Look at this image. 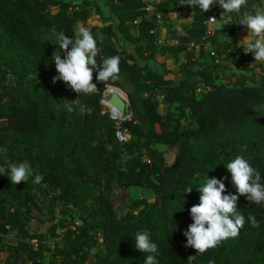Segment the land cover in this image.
Masks as SVG:
<instances>
[{
  "label": "trees",
  "instance_id": "obj_1",
  "mask_svg": "<svg viewBox=\"0 0 264 264\" xmlns=\"http://www.w3.org/2000/svg\"><path fill=\"white\" fill-rule=\"evenodd\" d=\"M143 6L142 0H0V167L27 161L43 176L39 184L33 176L14 185L0 175V252L8 253L0 264H144L147 254L134 242L142 230L158 246V264H264V203L240 196L245 224L238 236L203 254L186 248L182 234L207 177H226L223 194H235L226 166L236 155L264 184V62L231 39L232 20L207 35L205 20L219 14L218 5L208 12L186 5L192 21L182 28L196 54L186 52L175 73L150 69L171 46L155 44ZM156 7L166 18L170 0ZM256 8L264 9V0H247L241 10ZM92 13L100 25L88 23ZM79 24L97 41L98 64L120 57L119 78L96 81L93 72L97 90L87 95L53 82L57 34L74 37ZM176 41L185 48L184 39ZM108 85L128 99L124 143L102 113L99 99ZM188 187L191 193H184ZM132 188L145 196L133 197ZM58 206L69 220L57 221ZM11 233L15 243L4 241Z\"/></svg>",
  "mask_w": 264,
  "mask_h": 264
},
{
  "label": "clouds",
  "instance_id": "obj_2",
  "mask_svg": "<svg viewBox=\"0 0 264 264\" xmlns=\"http://www.w3.org/2000/svg\"><path fill=\"white\" fill-rule=\"evenodd\" d=\"M181 4L198 6L201 12H208L213 5H219L225 13H239L242 6L247 4V0H183ZM209 19L214 22L216 20L215 17ZM238 23L247 29V35L240 40L239 46L247 49L245 53H251L254 61L264 62V9L256 8L251 14H242ZM57 41L58 48L53 51L51 57L58 74L53 77L54 83L57 80L63 81L75 93L87 95L97 90V83H93V72L96 73V81L119 78V55L106 57L98 64L96 57L100 49L86 27H77L74 37L60 32L57 34ZM226 169L231 175L235 194H223L227 191L223 182L226 177L220 179L207 177L206 182L197 188L199 203L189 209L192 223L182 233L186 237L184 246L191 247L201 254L217 247L226 239L238 236L245 224L244 215L237 212L240 196L248 202L264 203V184L260 183V173L242 155H236L227 164ZM0 175H6L14 185L33 176L35 184L43 180L41 174L34 175L27 161L10 163L6 168L0 167ZM191 191L192 187H188L184 193ZM248 222L252 227H259V222L252 215L248 216ZM134 242L138 251L147 254L144 264H158L156 260V256L159 255L158 246L151 240L148 231H137ZM209 264L213 262L209 261Z\"/></svg>",
  "mask_w": 264,
  "mask_h": 264
},
{
  "label": "rangeland",
  "instance_id": "obj_3",
  "mask_svg": "<svg viewBox=\"0 0 264 264\" xmlns=\"http://www.w3.org/2000/svg\"><path fill=\"white\" fill-rule=\"evenodd\" d=\"M177 2H179V3H177ZM177 2H175L172 5V7H171V11H173L172 16L170 17V14H169V18H165V21H166L167 25H171L172 24L171 25L172 29H175L174 26H176V25H175V23L173 24L172 21H175L174 20L175 17L179 15V13L181 11V7L180 6H182L183 9L185 7L184 4H181L183 2L182 0L177 1ZM244 13H248V12L246 10H240V12L239 13H236L235 17L232 18V23L236 27V31L232 35L231 39L238 46H239L240 40L244 36L247 35V29H246V27H244V26H242V25H240L238 23L239 22V19L241 18V15L244 14ZM248 14H250V13H248ZM88 23L89 24H97V25H100L101 24V21H100V18H99V16L97 14L92 13L91 16H90V18H89V20H88ZM79 26H81V25L79 24ZM175 38L172 39L171 49H168L162 55H156L155 58L149 62L150 63L149 64L150 69H153V70H156V71H161L163 69H171L173 71V73H175L176 71H178V69L180 68L181 63L185 62V53L186 52H191L193 50L192 49L191 50H188L189 48L187 49L186 47L183 49L182 47L177 46L176 45L177 44V41H176L177 38L176 39ZM119 89H117L119 91V93H121V94L123 93L124 98L127 99L126 93L122 89H120V90ZM198 91H201V89H198ZM157 99H158V110L163 113L165 111V107L166 106L163 103L161 96H158ZM102 109H103V107H102ZM48 191H49L50 195H57L58 194V191L56 189H54V188H49ZM131 194H132L133 197H136V196H145V193H143L142 190L139 189V188H132L131 189ZM37 197H38V202L39 203H42V201L46 199V197L44 196V194L41 191L40 192H37ZM147 197L149 198V200L152 201V196L151 195H148ZM128 205H129V201H125L124 203H122L121 206L122 207H126ZM56 210L58 211V213L56 214L57 221H59V219H61L62 217L65 218V219H67V220L70 219V216H67V215H64L63 216V215H61L59 213L60 206H58L56 208ZM70 215L73 218H75V221L78 219L77 218L78 216H77V213L76 212H72V214H70ZM36 225H37V221L36 220H33L31 222V227L32 228H35ZM64 231H65V229H62L61 227H59L58 230H57V232L59 234L60 233H64ZM4 239H5L4 241H6L8 243H15V241H16L15 236H14V233H11L8 236H5ZM50 244L52 245V243H50ZM6 254H7V252H0V260L1 261H4L6 259ZM48 255H49L48 253H45V260H47Z\"/></svg>",
  "mask_w": 264,
  "mask_h": 264
},
{
  "label": "built area",
  "instance_id": "obj_4",
  "mask_svg": "<svg viewBox=\"0 0 264 264\" xmlns=\"http://www.w3.org/2000/svg\"><path fill=\"white\" fill-rule=\"evenodd\" d=\"M160 0H142L144 6L143 10L145 11V17L153 21V26L150 28L149 33L154 35V42L159 47H168L172 44V33L176 38H182L186 42L184 46L191 50L195 45L194 42L189 38L185 31H183L180 27L172 29L173 32L168 30V25L165 21L164 15L157 11L156 4ZM219 14L218 15H209L205 20V25L207 28V35H210L214 32L215 29L222 27L226 23L232 20L234 13H225L223 9L218 5ZM215 17V22L210 20L209 18ZM138 20H135L134 23H137ZM115 87V86H114ZM118 88V87H116ZM110 89V85L106 86L104 89L99 102L103 107L102 113H105L111 120L114 122L115 127V137L118 142L124 143L128 141V135L121 129V123L127 119L131 118V112L128 108L127 99L122 97L121 99L126 102V108L124 111H120L117 108L112 107L108 100V91ZM119 89V88H118ZM120 90V89H119ZM62 234V233H60ZM58 239H56L57 241ZM55 240H49V243H53Z\"/></svg>",
  "mask_w": 264,
  "mask_h": 264
},
{
  "label": "crops",
  "instance_id": "obj_5",
  "mask_svg": "<svg viewBox=\"0 0 264 264\" xmlns=\"http://www.w3.org/2000/svg\"><path fill=\"white\" fill-rule=\"evenodd\" d=\"M177 1H180V0H170V11L165 15L166 18H169V14H170V17L172 16L173 11H171V7ZM177 3H179V2H177ZM180 7H181V11H180L179 15L175 17V19H174L175 21H172V23L173 24L175 23V25H176V26H174L175 28H178V27L182 28V25L189 24L192 21V18H191L190 14L186 8V5H185L184 9L182 6H180ZM247 12L250 13L249 11H247ZM182 30H183V28H182ZM7 255H8V253L6 254V257H7Z\"/></svg>",
  "mask_w": 264,
  "mask_h": 264
},
{
  "label": "water",
  "instance_id": "obj_6",
  "mask_svg": "<svg viewBox=\"0 0 264 264\" xmlns=\"http://www.w3.org/2000/svg\"><path fill=\"white\" fill-rule=\"evenodd\" d=\"M128 102V100H127ZM112 107L119 109L120 111H124L126 108V102H124L122 99L114 97L112 98V101L110 102Z\"/></svg>",
  "mask_w": 264,
  "mask_h": 264
},
{
  "label": "bare ground",
  "instance_id": "obj_7",
  "mask_svg": "<svg viewBox=\"0 0 264 264\" xmlns=\"http://www.w3.org/2000/svg\"><path fill=\"white\" fill-rule=\"evenodd\" d=\"M118 88H115V87H110L109 91H108V102L109 104L111 105V101H112V98L114 97H117V98H122V94L119 93V91L117 90ZM112 106V105H111Z\"/></svg>",
  "mask_w": 264,
  "mask_h": 264
}]
</instances>
